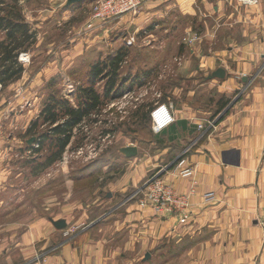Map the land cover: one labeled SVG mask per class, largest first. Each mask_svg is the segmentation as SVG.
<instances>
[{
  "label": "crops",
  "instance_id": "obj_1",
  "mask_svg": "<svg viewBox=\"0 0 264 264\" xmlns=\"http://www.w3.org/2000/svg\"><path fill=\"white\" fill-rule=\"evenodd\" d=\"M197 1L202 4V15L212 20L209 27L204 25V33L240 32L243 37L242 44L233 43L226 53L208 50L201 56L200 49L195 53L198 73L211 75L217 68L225 71L223 79L209 85L225 96H238L229 113L213 128L199 130L197 125L202 124L194 115L173 109L175 123L155 134L161 154L149 157L135 145H126L136 147L138 155L125 162L120 180L109 183L106 198L98 191L90 192V203L77 206L74 180L67 169L38 164L40 153L26 160L33 137L32 130L27 135L25 131L39 108L34 103L15 106L14 102L23 103L22 94H16L17 101L7 102L9 120L4 127L21 132L0 136V206H9L5 200L11 193L17 202L29 203L26 195H33L34 216L24 219L21 223L26 226L18 232L12 222L7 232L11 238L18 234L13 248L22 259L15 261L2 250L0 264H168L173 259H178L177 264H264L263 232L258 224L264 217V0L253 6L238 5L234 0H168L146 5L131 17L148 21L177 5ZM38 75L41 73L36 78ZM181 145V152L173 157ZM170 155L172 162L181 155L179 160L194 170L191 178L178 177L172 169L161 176L177 194L192 193L186 225L176 218H158L150 210L142 211L132 198L149 173L160 168L159 158ZM15 156L27 161L21 169L10 167ZM27 163L34 165L30 171L25 169ZM95 169L99 170L90 169L84 179L92 180L99 171L109 173L106 167ZM208 194L212 197L205 200ZM16 207L28 209L22 202ZM57 221H64L66 228L56 229L52 223ZM85 222L87 228L64 236L68 227ZM38 254L44 257L37 262ZM141 255L149 258L141 261ZM156 258L162 261L158 263Z\"/></svg>",
  "mask_w": 264,
  "mask_h": 264
},
{
  "label": "rangeland",
  "instance_id": "obj_2",
  "mask_svg": "<svg viewBox=\"0 0 264 264\" xmlns=\"http://www.w3.org/2000/svg\"><path fill=\"white\" fill-rule=\"evenodd\" d=\"M11 1L0 0V14ZM16 2L33 38L29 40L31 43H25L27 50L18 56V66L23 68L21 77L0 86V111H3L0 115V136L7 138L10 132L20 134L21 129H8L4 123L9 120L6 117L8 100L13 102L19 99L15 97L16 94H24L20 97L23 103L14 102L17 104L15 106L25 103L23 106L28 107L34 103L39 108L37 117L31 120L25 131L27 135L32 130L34 143L25 152L26 160H29L27 157L36 158L40 153L42 160L38 164L67 169L68 177L74 180L73 195L77 206L90 203V192L98 191L101 197L106 198L109 183L115 184L121 179L126 171L124 164L131 159L120 152L129 147L126 145H135L141 154L149 157L161 154L162 145L152 132L150 121V111L156 105L164 103L172 105L177 111L184 109L187 115H194L200 124L207 127L209 123L221 121L238 98L225 96L216 86L209 85L217 81L216 78L209 80L210 74L196 70L199 62L196 49L201 50V56L209 53L208 50L226 53L233 43L240 45L243 40L240 32L204 33V25L209 27L212 20L202 15L199 1L182 3L148 21H135L132 15H126L119 22L105 25L98 22L95 26H101L92 30L87 29V24L92 20V0L69 7H66L67 0ZM123 20L124 23H121ZM262 36L258 34L256 37ZM5 39V32L0 30V43ZM217 65H220V61H217ZM45 72L47 74L43 75ZM38 73L41 75L36 78ZM83 90L86 91L82 93ZM92 93L98 96V105L69 131V143L61 153L58 152L56 137L41 139V134L48 136L49 130L55 126L45 121L44 114L41 115L47 106L53 107L57 103L56 123L61 124L68 119L65 109L82 108L85 104L90 106ZM118 93L121 95L115 97ZM182 146L173 152V157L181 152ZM56 153L59 155L50 162ZM16 157L10 161L12 170L21 169V164L27 162ZM173 157L159 158L160 168L149 173L140 187H143L142 191L152 176L157 175L161 179L164 173L162 169L170 166L166 171L174 170L177 159L172 162ZM33 166L27 163L25 169L30 171ZM105 167L109 173L99 171L92 180L84 179L90 169ZM13 194L9 197L11 200H5L8 207L0 206V252L6 250L13 260L18 261L22 257L13 248L18 234L11 238L7 232L11 230L12 222L16 223V232L22 230L26 225L21 222L34 216V207L33 195H26L28 203L17 202ZM140 197L139 194L135 199L142 210L138 205ZM21 202L28 209L17 208ZM152 215L163 219L176 218L160 217L153 212ZM84 228H87V222L71 225L64 231V236L68 237ZM173 252H177V247L174 246ZM43 257L44 254H38L36 261ZM156 259L158 263L162 261V258ZM139 260H146V256L141 255ZM177 260L173 259L168 264H177Z\"/></svg>",
  "mask_w": 264,
  "mask_h": 264
},
{
  "label": "built area",
  "instance_id": "obj_3",
  "mask_svg": "<svg viewBox=\"0 0 264 264\" xmlns=\"http://www.w3.org/2000/svg\"><path fill=\"white\" fill-rule=\"evenodd\" d=\"M168 0H92L91 12L92 20L87 24V29L92 30L100 27L101 25L110 24L113 21H121L124 16L132 15L136 16L142 12L146 5L152 3H162ZM238 5L253 6L258 0H234ZM100 23V26L95 24ZM21 56L19 57V61ZM151 130L154 134H159L162 131L168 129L175 123V117L173 113V107L170 104H158L150 111ZM215 123H209L206 128H213ZM199 130L205 129L203 125H197ZM185 152H188L186 150ZM183 152V154H185ZM181 154V155H183ZM175 161L173 173H176L181 178H191L194 174L193 168L185 164L184 160ZM162 169L161 172H165ZM160 172V173H161ZM143 189V188H142ZM140 189L132 195V198H136L140 194L138 199V205L142 210L151 209L153 214L160 217H176L180 224H186L191 215V192L189 194H177L170 186L166 185L157 175L152 176L145 185L144 191ZM212 195H205V200L211 198ZM263 236V248H264V217L258 221Z\"/></svg>",
  "mask_w": 264,
  "mask_h": 264
},
{
  "label": "trees",
  "instance_id": "obj_4",
  "mask_svg": "<svg viewBox=\"0 0 264 264\" xmlns=\"http://www.w3.org/2000/svg\"><path fill=\"white\" fill-rule=\"evenodd\" d=\"M0 30L4 31L6 35L5 41L0 43V86H3L21 77L23 68L18 66V56L27 50L24 48L26 45L25 43L29 40L32 41L33 38V36H31L32 34L29 33L28 25L24 21L16 0H12L3 14H0ZM91 72H94V70ZM96 75L97 74L93 75V79ZM110 86L111 88L113 87L112 85ZM85 91L86 90H83L82 93ZM92 94L94 95L90 99V106L85 104L82 108L65 109V114L68 116V119L61 124L56 123L57 113H55V110L57 103H54L53 107L51 105L47 106L41 115L44 114L45 121H48L51 125L55 126L49 130L50 132L48 136L47 134H41V139L56 137V143L59 147L58 152L61 153L69 143V131L78 125L92 108H95L98 105V96L95 93ZM120 95L121 93H118L115 97H119ZM61 136H63V138H61ZM59 153L52 156L50 162L56 159Z\"/></svg>",
  "mask_w": 264,
  "mask_h": 264
},
{
  "label": "water",
  "instance_id": "obj_5",
  "mask_svg": "<svg viewBox=\"0 0 264 264\" xmlns=\"http://www.w3.org/2000/svg\"><path fill=\"white\" fill-rule=\"evenodd\" d=\"M84 1H86V0H67L66 7H69L71 5L80 4V3H83ZM224 77H225V71L222 68H218L208 77V79L209 80L215 79V78L216 79H223ZM32 143H33V140H30L29 144H32ZM120 152H121V154H123L127 158H133L137 155V148L136 147H125V148L121 149ZM169 168H170V166H168L166 168V170H168ZM52 224L58 230H62L66 227V224L64 221H57V222H53ZM148 258H149V255H146V259H148Z\"/></svg>",
  "mask_w": 264,
  "mask_h": 264
}]
</instances>
